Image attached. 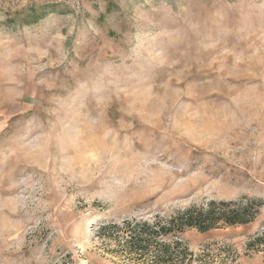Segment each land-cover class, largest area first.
<instances>
[{
	"label": "rangeland",
	"instance_id": "obj_1",
	"mask_svg": "<svg viewBox=\"0 0 264 264\" xmlns=\"http://www.w3.org/2000/svg\"><path fill=\"white\" fill-rule=\"evenodd\" d=\"M210 202L253 219L192 264H264V0H0V264H136L102 223Z\"/></svg>",
	"mask_w": 264,
	"mask_h": 264
},
{
	"label": "trees",
	"instance_id": "obj_2",
	"mask_svg": "<svg viewBox=\"0 0 264 264\" xmlns=\"http://www.w3.org/2000/svg\"><path fill=\"white\" fill-rule=\"evenodd\" d=\"M250 206L230 209L228 203L210 202L206 207L178 210L154 224L136 219L104 222L96 234L103 241L118 240V252L136 264H192L193 254L183 234L187 230L205 233L219 227L247 224L253 219ZM200 264H208L205 256Z\"/></svg>",
	"mask_w": 264,
	"mask_h": 264
}]
</instances>
